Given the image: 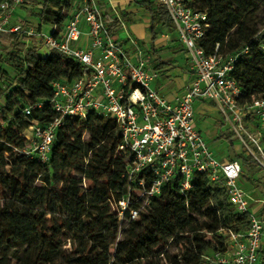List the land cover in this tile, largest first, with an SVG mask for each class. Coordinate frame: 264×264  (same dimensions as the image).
<instances>
[{"label":"trees","instance_id":"obj_1","mask_svg":"<svg viewBox=\"0 0 264 264\" xmlns=\"http://www.w3.org/2000/svg\"><path fill=\"white\" fill-rule=\"evenodd\" d=\"M75 1L24 0L23 5H42L35 15L39 29L53 26L57 34ZM134 3L151 15L152 47L161 30L175 33L166 7L157 0ZM191 5L208 15L201 43L206 54L218 46L225 57L248 50L232 73L241 85L242 102L264 99V0H194ZM107 23L120 45V22ZM3 35L14 50L5 59L0 56V62L9 63L16 76L10 81L0 65V264H209L207 256L228 251L231 232L249 230L250 216L237 212L227 192L203 173H195L185 195L175 178L145 205L139 185L126 176L130 158L116 155L120 132L107 116L65 117L46 164L21 153L29 145L25 136L33 122L44 126L59 117L51 102L53 83L72 82L84 68L60 52L26 47L24 35ZM239 157L249 171L258 167L251 158ZM128 198L120 219L119 202ZM132 209L139 211L135 220Z\"/></svg>","mask_w":264,"mask_h":264},{"label":"built area","instance_id":"obj_2","mask_svg":"<svg viewBox=\"0 0 264 264\" xmlns=\"http://www.w3.org/2000/svg\"><path fill=\"white\" fill-rule=\"evenodd\" d=\"M193 1L157 0L166 7L194 73L186 92L170 101L152 87L160 74L141 46L134 43L130 55L114 40L100 0H76L63 31L57 34L56 27L51 26L52 33L45 34L39 23L14 18L24 0H0V36L20 34L38 40L40 52H60L84 68L72 82L53 83L51 102L59 117L44 126L33 122L25 136L29 145L21 153L46 164L65 117L85 121L90 113L107 116L120 132L116 155L130 158L126 176L139 185L138 194L145 198V205L175 178L180 179V192L185 195L192 189L195 173L207 174L227 192L237 212L250 216L249 230L231 232L228 251L207 256V263L262 264L264 219L253 212L251 197L240 183L244 167L238 160L216 158L198 129L195 103L214 104L246 157L264 170V99L243 103L241 85L232 77L247 49L225 57L218 46L214 54H206L201 43L209 29L208 15L194 9ZM25 112L29 116L31 108ZM129 205L130 198L119 202L120 219ZM129 214L133 220L139 217L134 209Z\"/></svg>","mask_w":264,"mask_h":264},{"label":"crops","instance_id":"obj_3","mask_svg":"<svg viewBox=\"0 0 264 264\" xmlns=\"http://www.w3.org/2000/svg\"><path fill=\"white\" fill-rule=\"evenodd\" d=\"M100 4L107 20H118L120 22L116 32L120 47L128 54L133 55L135 50L134 43H137L143 49L147 59L153 56L151 60H148L152 67L160 74L156 82V89L170 101L184 94L194 79V73L191 71L190 62L184 46L179 42V46H181V49L184 51L185 60L182 66L178 68V66L163 60L162 57L159 56V51H161V49L173 48L170 44L171 37L168 30H162V34L161 31L159 32V37L154 43V47H152V36L150 32L151 15L147 10L134 3V0H100ZM19 10L20 8L17 9L16 13H18ZM170 34L177 37L176 32ZM160 65L161 69L158 68ZM210 108L216 107L211 102L198 101L195 103L196 115L198 112L200 115L207 116V112ZM197 126L204 139H208L204 131L199 128L198 123ZM207 135L209 138H215L218 136V131L213 128H208ZM222 161H232V159H222ZM246 175L251 179V181H249L246 178L250 187V193L248 194L251 197L252 210L258 217L264 219V170L260 167H256L248 174L243 173L242 178L243 176L246 177ZM263 252L264 246L261 252L262 264L264 257Z\"/></svg>","mask_w":264,"mask_h":264},{"label":"rangeland","instance_id":"obj_4","mask_svg":"<svg viewBox=\"0 0 264 264\" xmlns=\"http://www.w3.org/2000/svg\"><path fill=\"white\" fill-rule=\"evenodd\" d=\"M38 2H43L44 0H36ZM42 5H33L31 3H26L23 5L18 13L15 14V19L19 22L21 21H28L31 23L38 24V18L35 16L40 12ZM43 31L45 34H51L52 33V27L49 25L43 26ZM161 30V34H162ZM171 37V45L173 48L171 49H161L160 57H162L163 60L167 62L173 63L175 66H178L180 68L182 64L184 63L185 57H184V51L181 49V46H179V40L176 36H172L169 33ZM5 35L0 36V56H3L5 59L6 54L13 51L14 48L10 47V43L5 39ZM26 47H33V48H41V44L38 42V40H29L26 39ZM153 57V56H152ZM152 57H148L149 60L152 59ZM0 65L8 71L9 73V79L10 81L13 80V78L16 76V73L14 72L13 68L10 66L9 63H1ZM179 73V72H178ZM156 82L155 81L152 85L153 88H156ZM4 104V99L0 100V107ZM196 121L199 125V128L202 129L207 136L208 139H206V142L208 143L210 149L213 151L214 155L217 159H238L244 165L245 172L244 174H248L250 171L247 169L246 165L244 164V160L240 158L239 156H246L245 152L239 143V141L233 136V133L229 127V125L224 121L223 116L216 108H210V110L207 112L206 115H200L197 112L196 115ZM213 128L218 131V136L215 138H209L207 135V129ZM247 176V175H246ZM248 177V176H247ZM241 185L244 190H246L247 193H250V187L248 184V181L246 180V177L243 176L241 179ZM4 202V192L0 190V203ZM121 240V239H120ZM176 251V249H170L169 252L172 253ZM211 256V255H209ZM148 261H144V264H147Z\"/></svg>","mask_w":264,"mask_h":264}]
</instances>
